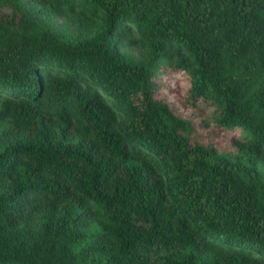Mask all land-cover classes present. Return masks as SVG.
<instances>
[{"label": "trees", "instance_id": "trees-1", "mask_svg": "<svg viewBox=\"0 0 264 264\" xmlns=\"http://www.w3.org/2000/svg\"><path fill=\"white\" fill-rule=\"evenodd\" d=\"M0 264H264V0H0Z\"/></svg>", "mask_w": 264, "mask_h": 264}, {"label": "rangeland", "instance_id": "rangeland-1", "mask_svg": "<svg viewBox=\"0 0 264 264\" xmlns=\"http://www.w3.org/2000/svg\"><path fill=\"white\" fill-rule=\"evenodd\" d=\"M43 23L46 24L47 26L53 27L56 30H61L64 29L65 27H67L68 23L65 22L62 18L59 17H42L41 18ZM126 51L130 52L131 55L135 58V60L137 61H144L145 59V55L143 53V50L138 49V48H133V49H126ZM163 73V70L161 68L156 69V71L154 72L153 77L154 78H159L160 75ZM204 117L208 118L207 120L201 122V124L197 127L194 128V133L198 136L205 137L208 136V134L206 133L210 126L212 125V119L209 118V114H205Z\"/></svg>", "mask_w": 264, "mask_h": 264}]
</instances>
